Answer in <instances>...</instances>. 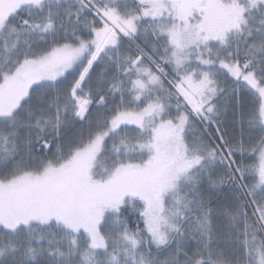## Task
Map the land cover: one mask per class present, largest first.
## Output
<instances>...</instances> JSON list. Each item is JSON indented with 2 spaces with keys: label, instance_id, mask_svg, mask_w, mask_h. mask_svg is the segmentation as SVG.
<instances>
[{
  "label": "trees",
  "instance_id": "trees-1",
  "mask_svg": "<svg viewBox=\"0 0 264 264\" xmlns=\"http://www.w3.org/2000/svg\"><path fill=\"white\" fill-rule=\"evenodd\" d=\"M260 2L261 6L264 0ZM134 4L131 1L133 8ZM112 21L117 23L125 39L118 36L117 47L110 48L109 35L88 67L78 94L90 97L92 104L82 118L74 115L71 90L88 66L92 48L75 61L72 70L61 79L30 85L17 107L0 117V180L11 181L24 173L40 175L108 128L114 117L132 103L129 97L138 90L133 83L140 85L133 79L141 80L144 85V64L153 70L149 61L141 57L132 44L148 56L173 88L185 94L186 101L198 111L196 117L175 92L176 103H182L189 111L187 130L197 127L202 131L199 124L204 118L207 131H202L201 140L205 147L215 149L217 157L187 188L189 211H185V216L175 226L168 241L159 248L153 246L146 230L142 204L131 201L122 203L115 212L103 217L100 229L105 239L104 249L92 248L81 234L62 230L61 223L52 218L33 222L31 235L27 237L23 232L24 227L11 230L0 226V264H253L258 255H264V238L251 208L258 214L264 204V185L258 188L260 175L254 170L246 175L238 170L244 171L257 165L255 158L249 156L251 150L253 152L257 147L254 144L256 141L251 140L250 133L245 131L241 148L238 146L240 143L236 144L240 135L233 133L232 125L231 141H228V126L219 117L223 111L220 104L214 106L212 113L207 112L185 85L173 82L158 54L148 49L144 38L140 36L139 40L130 36L121 24L114 19ZM103 26L102 20L93 15L84 0H46L42 9L28 5L17 10L8 17L0 33V81L3 73L15 69L24 60L35 61L54 48H63L77 41L90 42L95 30ZM124 26H127L126 23ZM226 34L225 39L211 38L197 45L199 54L196 61L213 62L216 60L213 56L220 57L216 60L220 64L216 70L218 74L213 78L216 88L222 86L219 71H228L224 56ZM137 57L142 67L136 68L132 64ZM203 67L205 70L206 66ZM241 76L239 71L237 78L240 80ZM195 77L200 80L202 74L198 73ZM163 83L174 90L168 83ZM224 89V94L234 92L231 85ZM241 90L250 95L247 87L242 86ZM150 92H154L152 88L146 89L147 95ZM158 99L163 100V89L162 95L159 89ZM256 110L254 103L252 109L244 111L241 123L246 127L249 125L248 128L258 127L262 134L260 148L264 144V127L257 123L259 117L255 115ZM205 117L210 119L206 120ZM119 128L121 135L106 134L103 140V151L107 156L113 153L116 162L121 156H114V147H120L122 151V140L132 143L139 137L136 133L139 130L134 126L121 125ZM185 138L188 142H194L196 136L188 132ZM243 151L246 156L242 159L239 153ZM131 155L129 161L143 158L139 151ZM224 159L229 160L230 167ZM98 162L103 165L102 160ZM232 170L236 182L231 176ZM253 188H256L254 194L250 193ZM80 198L87 199L85 195ZM200 224L204 227L203 231L199 229ZM111 253L117 258L114 263L107 259Z\"/></svg>",
  "mask_w": 264,
  "mask_h": 264
},
{
  "label": "rangeland",
  "instance_id": "rangeland-1",
  "mask_svg": "<svg viewBox=\"0 0 264 264\" xmlns=\"http://www.w3.org/2000/svg\"><path fill=\"white\" fill-rule=\"evenodd\" d=\"M131 1L135 2L134 8L123 3L120 7L133 9L130 16L135 17L137 29L145 32L144 37L139 33L138 39L140 36L144 38L148 49L158 54L173 82L185 85L209 113L220 104L223 111L219 117L228 126V141H231L232 128L233 133L240 135L236 144L240 143L238 146L241 148L245 131L250 133L251 140L256 141L254 144L257 147L253 152L251 150L249 156L257 161V150L261 149L260 153L258 150L257 165L238 172L246 175L254 170L260 175L258 188L264 185V144L259 148L262 134L258 127L248 128L249 125L246 127L241 123L244 111L252 109L255 103V115L259 117L257 123L264 127V2L260 6V0ZM44 2L46 0H0V33L8 17L17 10L28 5L42 9ZM152 2L160 6L155 9ZM199 13L203 21L193 22L194 34L217 39L228 32L224 56L225 62L231 63L225 64L228 71H219L221 88L215 87L213 79L218 74L216 70L220 64L216 60L220 57L213 56L216 58L213 62L196 61L199 50L194 41L197 40L187 37V20ZM129 30L130 27L125 31L129 33ZM100 39L101 36H97L90 42L82 40L63 48H54L35 61L24 60L15 69L3 73L0 117L17 107L33 83L61 79L92 45L94 48L99 45ZM203 66H206L205 70ZM239 71L242 73L240 80L237 78ZM198 73L202 74L200 80L195 77ZM133 81L140 85L133 83L138 90L129 97L132 103L120 111L108 128L95 135L93 140L76 149L58 165L49 166L42 175L24 173L11 181L0 180V199L3 198L0 200L1 227L11 230L24 227L27 237L31 235L33 222L52 218L61 223L62 230L81 234L92 248L104 249L105 239L100 229L103 217L115 212L122 203L137 201L143 206L141 213L153 246L159 248L168 241L175 226L185 216V211H189L187 188L206 165L214 163L217 154L215 149L205 147L201 140L202 131H207L204 118H201V124L197 122L202 131L197 127L187 130L189 111L182 103H176L175 88L169 89L165 83L162 86L161 80L157 82L156 78H151L149 83H156L155 92L145 95L142 81ZM227 85L233 86V93H223ZM242 86L247 87L250 95L243 93ZM159 89L160 95L163 89L162 101L158 99ZM71 97L74 108L77 105L75 117L82 118L78 96L73 93ZM81 100L86 101L84 98ZM214 114L217 115V112ZM121 125L136 127L139 137L132 143L122 140V151L120 147H114V156L122 158H117L116 162L113 153L107 156L103 151V140L106 134L121 135ZM187 131L196 136L194 142L186 140ZM134 151L141 152L143 158L129 161ZM239 156L243 159L246 154L243 151ZM100 160L103 165L98 162ZM224 161L230 167L229 160ZM231 176L236 182L233 170ZM255 190L251 189L250 193L254 194ZM79 195H85L87 199L82 200ZM254 214L264 227V205L258 214ZM199 229L203 231L204 227L200 224ZM15 233L11 234L15 236ZM107 259L111 263L117 261L114 253L108 254ZM253 264H264V255H258Z\"/></svg>",
  "mask_w": 264,
  "mask_h": 264
},
{
  "label": "crops",
  "instance_id": "crops-1",
  "mask_svg": "<svg viewBox=\"0 0 264 264\" xmlns=\"http://www.w3.org/2000/svg\"><path fill=\"white\" fill-rule=\"evenodd\" d=\"M94 2V4L103 12L105 13L110 19H114L116 20L119 24L122 25L123 29L126 30V28L130 27L129 33H131L130 36L133 37H138V34L140 33L141 35L145 36L144 33H141L137 27H136V22L135 21V17H131L130 16V12L133 11V9L131 8H121L120 7V3H123V5L128 4L131 6V0H92ZM117 3V4H116ZM119 5V6H118ZM153 6L155 9H157V7H159L160 5L158 3L152 2ZM126 11V14H125ZM131 20H133L134 22H131ZM188 34L187 37L193 38L195 40H197V42L194 41L195 45H199V44H203L206 43L207 41H210L212 36H207L205 34H194V25L193 22H199V21H203V17L201 18H194V17H190L188 20ZM126 23L127 26H124ZM104 25V24H103ZM108 32V29L105 30V25L103 26L102 29L97 30L96 31V36H103L104 34H106ZM217 39H225V36H218ZM119 42V37L116 34H111L110 38H109V43H111V47L110 48H116ZM140 59L134 58L132 61V64H134L136 66V68H139V66H142L140 63ZM151 78H156L157 82L160 81V77L159 75L152 70L151 68H149L146 64H144V91H146V89H148V85H152V90L155 92L154 90V85L156 84L155 82L149 83V79Z\"/></svg>",
  "mask_w": 264,
  "mask_h": 264
},
{
  "label": "water",
  "instance_id": "water-1",
  "mask_svg": "<svg viewBox=\"0 0 264 264\" xmlns=\"http://www.w3.org/2000/svg\"><path fill=\"white\" fill-rule=\"evenodd\" d=\"M180 96L183 98V99H186V95L181 93Z\"/></svg>",
  "mask_w": 264,
  "mask_h": 264
}]
</instances>
